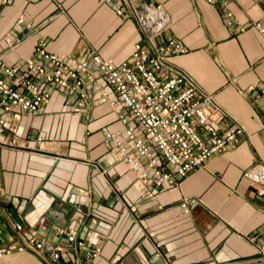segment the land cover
Returning <instances> with one entry per match:
<instances>
[{
    "label": "crops",
    "instance_id": "1",
    "mask_svg": "<svg viewBox=\"0 0 264 264\" xmlns=\"http://www.w3.org/2000/svg\"><path fill=\"white\" fill-rule=\"evenodd\" d=\"M132 1L163 4L170 25L156 42L173 38L187 48L172 64L213 94L244 133L172 189L147 197L145 184L103 140V126L125 130L116 112L93 101L89 113L80 114L70 92L53 89L39 112H14L4 139L17 141L0 147V247L20 242L14 226L21 223L61 248L62 257L24 250L4 255L0 264H264V196L258 192L264 185L244 177L264 164V38L252 28L264 19V1L230 4L238 21L233 26L219 4L206 0ZM141 36L139 25L105 0H0V57L23 69L26 58L42 60L39 41L77 61L94 51L120 63ZM77 224L92 232L79 237L86 248L71 246L61 233ZM96 246L101 255L88 258L85 251Z\"/></svg>",
    "mask_w": 264,
    "mask_h": 264
},
{
    "label": "built area",
    "instance_id": "2",
    "mask_svg": "<svg viewBox=\"0 0 264 264\" xmlns=\"http://www.w3.org/2000/svg\"><path fill=\"white\" fill-rule=\"evenodd\" d=\"M115 1L105 0V4L113 5L118 16L134 20L142 33L131 56L120 63L106 60L94 51L83 61H77L50 52L45 41H39L35 49L42 60L26 58L24 69L22 64L8 65L0 57V147L13 146L17 141L4 139L11 131L13 117L18 115L14 112H39L52 101L55 88L70 92L83 115L89 113L93 101H99L109 105L125 126L121 134L103 126V140L130 167L136 179L145 184V195L154 197V189H172L178 179L205 166L214 155L228 151L244 128L228 118L213 94L205 92L188 73L172 64L173 57L188 52L180 41L171 38L156 42V37L170 25L163 4L136 7L132 0H118L117 4ZM206 1L223 8L229 26L238 22L228 7L236 0ZM23 22L20 17L18 23ZM252 28L264 38V19L254 20ZM245 29V25L240 28ZM222 117L227 121L224 127L213 123ZM244 177L252 185H264V164L253 165ZM258 192L264 196V188ZM191 203L182 202L185 213ZM14 227L20 242L0 247V258L16 251L33 250L41 256L50 252L54 260H61V248L38 240L21 223ZM61 233L78 249L86 248L85 240L79 238L81 234L92 236L90 230L83 231L79 224ZM101 251V246H96L85 253L88 258H97Z\"/></svg>",
    "mask_w": 264,
    "mask_h": 264
},
{
    "label": "rangeland",
    "instance_id": "3",
    "mask_svg": "<svg viewBox=\"0 0 264 264\" xmlns=\"http://www.w3.org/2000/svg\"><path fill=\"white\" fill-rule=\"evenodd\" d=\"M264 1V0H263Z\"/></svg>",
    "mask_w": 264,
    "mask_h": 264
}]
</instances>
